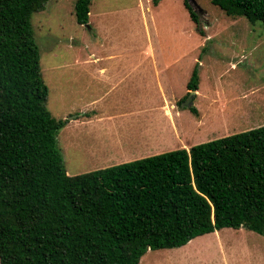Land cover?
Instances as JSON below:
<instances>
[{
    "label": "trees",
    "instance_id": "16d2710c",
    "mask_svg": "<svg viewBox=\"0 0 264 264\" xmlns=\"http://www.w3.org/2000/svg\"><path fill=\"white\" fill-rule=\"evenodd\" d=\"M210 1L264 25V0ZM46 2L0 0V264H138L148 249L223 227L264 234V125L67 173L57 133L68 120L47 107L30 22ZM90 3L75 0L78 23H88ZM198 80L194 68L188 89Z\"/></svg>",
    "mask_w": 264,
    "mask_h": 264
},
{
    "label": "rangeland",
    "instance_id": "374dc122",
    "mask_svg": "<svg viewBox=\"0 0 264 264\" xmlns=\"http://www.w3.org/2000/svg\"><path fill=\"white\" fill-rule=\"evenodd\" d=\"M188 2L198 23L184 0H91L86 24L75 0H47L32 14L47 107L73 120L57 133L68 174L264 125V25ZM194 68L196 90L187 87ZM138 264H264V234L223 227L148 249Z\"/></svg>",
    "mask_w": 264,
    "mask_h": 264
},
{
    "label": "crops",
    "instance_id": "0c3cea01",
    "mask_svg": "<svg viewBox=\"0 0 264 264\" xmlns=\"http://www.w3.org/2000/svg\"><path fill=\"white\" fill-rule=\"evenodd\" d=\"M87 70V68H85V71ZM95 73H98V75L102 76L103 74L106 73V67L102 66L99 67L97 70L94 71ZM86 74V73H85ZM75 119V118H74ZM73 121L72 119H69L68 122ZM89 119L85 118V123H88ZM68 122L66 124H68Z\"/></svg>",
    "mask_w": 264,
    "mask_h": 264
},
{
    "label": "water",
    "instance_id": "95a60500",
    "mask_svg": "<svg viewBox=\"0 0 264 264\" xmlns=\"http://www.w3.org/2000/svg\"><path fill=\"white\" fill-rule=\"evenodd\" d=\"M194 93H195V92H194V91H192V93H191L190 97L188 98V101H191V99H192L191 97H192V95H193ZM188 101H187V102H188Z\"/></svg>",
    "mask_w": 264,
    "mask_h": 264
}]
</instances>
